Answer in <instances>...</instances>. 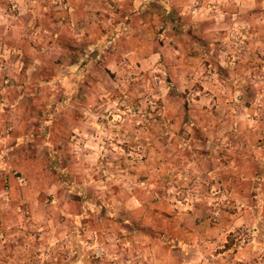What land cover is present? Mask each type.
I'll list each match as a JSON object with an SVG mask.
<instances>
[{
  "label": "rangeland",
  "instance_id": "374dc122",
  "mask_svg": "<svg viewBox=\"0 0 264 264\" xmlns=\"http://www.w3.org/2000/svg\"><path fill=\"white\" fill-rule=\"evenodd\" d=\"M188 2L0 0V264H264V21Z\"/></svg>",
  "mask_w": 264,
  "mask_h": 264
},
{
  "label": "crops",
  "instance_id": "0c3cea01",
  "mask_svg": "<svg viewBox=\"0 0 264 264\" xmlns=\"http://www.w3.org/2000/svg\"><path fill=\"white\" fill-rule=\"evenodd\" d=\"M183 1L185 3V0H183ZM202 1L204 3L203 6L208 9V10H205V11L202 10V11H203L204 14H206V15L208 14L210 18L211 17L218 18V19H221V18L224 19L225 18L226 20H228V19H238V17L240 15H243V14H240L241 12H243V11L249 12V13L246 14V15H248L255 9V10H258V11H254V13L258 14V17L261 19V20H258V22L259 21L260 22L264 21V12H262L263 14L261 16V11H259V5L264 0H223V1H219V0H202ZM207 2L211 3L212 6H210V4L209 5H205ZM177 5H180V4L178 3ZM213 8L215 9L216 13L214 11H212ZM175 15H181V16L183 15V16H186V17L189 16V19H195L194 17H197V15L196 16H190L192 14H189L187 12L186 8H183L182 11L178 12ZM258 27L260 28L259 25H258ZM259 148L260 147H256V149L260 150ZM6 156H8V155H6ZM254 158H255L254 160L250 161V164L253 167V171H252L253 179H255V180L257 179L256 183L259 182V184H258L259 186L256 189V191H255L256 193L255 194L257 195V199H260V198L263 199L261 201V203L264 204V190L262 189V187L264 186L263 183H262V179H264V150H262V152H260V156L259 157H254ZM3 160H4V158H2V162H3ZM235 170H236V168H235ZM0 181L6 182L8 185H10L11 183L15 184V182L13 181V178L10 176V173L6 172V171H1V170H0ZM260 185H261V187H260ZM16 190L19 191L18 189H16ZM12 191H13V188L11 187L10 193ZM41 191L45 192V188L42 189ZM1 213L2 212H0V214ZM247 214L248 213L246 211H242L241 212V217L240 216L236 217L235 221H233L234 225L242 222V220L244 219V216H246ZM5 222H6L5 220H3V221L0 220V226L1 227H4V226L5 227H11L12 231H10V233H12V235L9 238H7L5 234H3V235L0 234V244L1 245L5 244V243H7L9 241H11V242L17 241L18 240L17 236H19L18 235L19 231H17L16 228L13 227V224H12V226H6ZM27 225L31 226V222H29ZM19 243L17 244V248H15V250H19L18 249L19 246H20ZM12 248H14V247H12ZM4 253H5L4 250H0L1 257L4 255Z\"/></svg>",
  "mask_w": 264,
  "mask_h": 264
},
{
  "label": "built area",
  "instance_id": "2783aa9c",
  "mask_svg": "<svg viewBox=\"0 0 264 264\" xmlns=\"http://www.w3.org/2000/svg\"><path fill=\"white\" fill-rule=\"evenodd\" d=\"M188 8L190 10V13H194L195 11H197L198 7H199V3L201 0H188ZM219 1H223V0H219Z\"/></svg>",
  "mask_w": 264,
  "mask_h": 264
}]
</instances>
